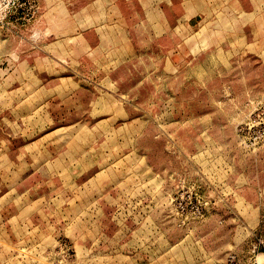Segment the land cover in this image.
<instances>
[{"label":"rangeland","instance_id":"obj_1","mask_svg":"<svg viewBox=\"0 0 264 264\" xmlns=\"http://www.w3.org/2000/svg\"><path fill=\"white\" fill-rule=\"evenodd\" d=\"M183 1L0 0V264H264V0Z\"/></svg>","mask_w":264,"mask_h":264},{"label":"crops","instance_id":"obj_2","mask_svg":"<svg viewBox=\"0 0 264 264\" xmlns=\"http://www.w3.org/2000/svg\"><path fill=\"white\" fill-rule=\"evenodd\" d=\"M196 1L197 0H190L186 3L183 1L182 4L186 5L185 8L187 11H189L192 7L196 5L197 3ZM181 244H184V243H180L179 245ZM238 244H239V241H215V251L214 252L210 251L206 255L204 254L203 258L200 257L199 262L201 264H219L221 261H223L225 262V264H227L229 254L235 251H231L230 253H227L224 256L220 254V252L226 251L228 248L238 247ZM186 245H187V242H185V246Z\"/></svg>","mask_w":264,"mask_h":264},{"label":"built area","instance_id":"obj_3","mask_svg":"<svg viewBox=\"0 0 264 264\" xmlns=\"http://www.w3.org/2000/svg\"><path fill=\"white\" fill-rule=\"evenodd\" d=\"M260 245L263 246L264 248V241H260ZM229 262H231V264H237V261H236V256L235 255H231L228 259ZM257 264V263H256Z\"/></svg>","mask_w":264,"mask_h":264}]
</instances>
